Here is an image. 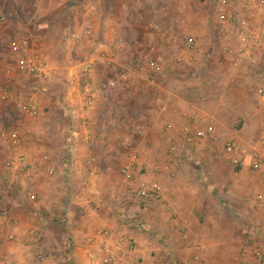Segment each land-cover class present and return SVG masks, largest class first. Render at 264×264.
<instances>
[{"label":"rangeland","instance_id":"obj_1","mask_svg":"<svg viewBox=\"0 0 264 264\" xmlns=\"http://www.w3.org/2000/svg\"><path fill=\"white\" fill-rule=\"evenodd\" d=\"M146 2L136 11L139 23L146 27L127 30L123 22L131 3L128 0L115 2L112 12L102 0H0V220L5 225L22 216L27 218L30 213H47L46 207L35 204L47 201V186L54 180L66 185L71 193L68 200L78 201L71 210L73 214L103 221L95 234L108 229L112 249L124 244L127 251H134L136 243L123 231L144 233L146 217L159 213L157 205L162 204V198L143 201L137 189L142 182L154 183L143 178L138 160L146 148L157 147L155 138L161 134L159 117L152 119L144 114L155 103L150 87L171 80L166 77L162 57L168 53L173 66L180 50L195 58L197 39L201 37L206 44L212 29L217 31V38L223 32L237 42L241 23L246 22L253 34H259L264 29V0H215L211 4L208 0H184L182 28L168 31V36L182 44L181 49L160 47L158 41L164 33L159 29L160 10ZM91 6L95 10H90ZM169 7L173 8L172 3ZM101 23H106L107 29ZM85 31L89 34L83 35ZM21 34L36 41L35 53L43 54L52 69L50 79L37 80L16 71L11 46ZM73 34L81 38L75 39ZM188 40L194 42L192 49L186 48ZM117 42L123 44L120 49L116 48ZM150 43L156 45L152 49L158 55L151 57L154 67L151 62L147 69L143 61L134 64L135 58L147 53ZM186 54L177 70L180 76L196 68ZM180 79L189 82L192 77ZM110 82L115 83L112 89L106 88ZM133 88L141 89L142 95L132 93ZM26 104L35 105L39 114L34 118L25 115L22 107ZM258 141L237 143L223 139L209 141L205 148L225 156V145L235 142L251 154L259 149L254 148ZM17 151L24 156L26 166L13 172L10 159ZM76 152H82V158L73 159ZM168 152H172L171 146ZM133 155L135 162L131 160ZM225 162L233 167L226 158ZM129 165H133V178L123 183L122 178H126L122 170ZM64 166L68 169L59 171ZM167 209L169 214L171 208ZM169 215L173 217L174 213ZM6 229L0 225V264L9 262L4 240L17 243L16 236L9 238L11 233ZM248 242L253 251L260 249L254 241ZM94 249L93 257L102 264L99 259L106 258L105 248L94 244ZM53 256L42 252L35 258L43 261ZM253 257L260 262L254 254ZM166 264H175L171 255Z\"/></svg>","mask_w":264,"mask_h":264},{"label":"crops","instance_id":"obj_2","mask_svg":"<svg viewBox=\"0 0 264 264\" xmlns=\"http://www.w3.org/2000/svg\"><path fill=\"white\" fill-rule=\"evenodd\" d=\"M102 1L112 12L114 3L120 0ZM128 1L133 3H128L125 11L126 21H122L125 29L142 25L136 11L147 1L160 10L159 29L164 32L158 41L160 47L181 49L182 44L168 36V31L177 32L182 28L186 12L184 0ZM214 1L208 0L210 4ZM169 3L173 8H168ZM101 25L104 29L108 27L106 23ZM213 30L206 44L201 37L197 39L195 58L181 50L175 55L176 66L168 53L160 58L165 62L169 83H160L155 88L148 83L154 91L155 103L152 108L148 106L144 115L152 119L159 117L161 134L155 138L157 147L151 145L153 148L142 152L138 166L144 171L145 180L161 186L162 204L157 205L158 214L152 212L146 217L144 233L123 231L137 247L130 252L123 248L124 244H117L113 248L115 264H166L168 255L174 258L175 264H260L254 259L248 241H254L264 254L262 177L248 167H240L237 172L226 164L220 152L205 147L209 141L225 139L245 143L257 139L254 148H260V141H264V94L259 95L260 90L264 91V46L248 45L243 50L236 40L223 32L217 38V31ZM115 45L117 49L123 46L122 42ZM155 47L150 43L147 53L132 62L143 61L147 69L149 62L153 64L151 57L158 56L152 49ZM185 54L196 68L180 76L177 70L186 60ZM178 76L192 79L188 82ZM132 93L142 95V90L133 88ZM185 128L193 136L206 133L208 128L212 131L204 139L187 144L182 139ZM170 146L172 152H168ZM82 154L76 152L72 158H82ZM104 156L111 157L108 153ZM184 163L191 167L182 166ZM64 169L68 168L64 166L59 171ZM122 179L124 183L126 179ZM46 192L47 201L35 206L46 207L47 213H30L27 218L22 216L8 225L0 220V225L7 228L4 231H10L17 240L14 244L4 240L8 264H97L93 257L96 249L94 244L89 245V240L103 221L73 214L71 210L78 201L68 200L71 193L62 182L54 180ZM257 195L261 196L262 205L256 201ZM168 206L175 216L167 213ZM42 252L54 256L38 261L35 256Z\"/></svg>","mask_w":264,"mask_h":264},{"label":"built area","instance_id":"obj_3","mask_svg":"<svg viewBox=\"0 0 264 264\" xmlns=\"http://www.w3.org/2000/svg\"><path fill=\"white\" fill-rule=\"evenodd\" d=\"M91 10H94L92 7ZM89 32L85 31L83 35H88ZM75 39H80L81 36L78 34H73ZM237 42L242 46L243 50L246 46L251 45L255 47L264 46V29L260 31L259 34H253L250 30V27L246 22H242L240 26V32L238 33ZM35 43L36 41L30 37L24 35H18L14 42L12 43V53L15 60V69L17 72L24 74L26 76L35 78L37 80H48L52 76V69L50 68L47 60L43 54L35 53ZM194 46L193 40H188L186 42V48L192 49ZM244 54V52H242ZM152 68L154 64L150 65ZM115 87L114 82L108 83V89ZM87 93H90L87 90ZM259 94L262 95L263 91L260 90ZM22 112L29 117H36L39 114L37 107L33 104H26L22 107ZM212 131L211 128L207 129L206 133H201L196 136L191 134L189 128H185L182 132V139L187 144H193L196 140L204 139L206 134H209ZM259 149H254L253 152L247 153L245 150H242L235 142H228L225 145L224 154L227 162L231 164L234 168L238 167H248L251 170L257 172L262 177V184L264 187V143H262ZM132 162L135 159L133 155L131 157ZM25 158L23 155L18 154L10 159V167L13 172H19L25 168ZM133 165H129L123 168L122 173L126 178L128 183L131 182L133 178ZM138 195L139 198L143 201H158L162 198L163 191L161 186L158 183H147L142 182L138 186ZM35 199V197H32ZM256 201L262 205V198L260 195L256 196ZM9 238H13V235H10ZM112 239V234L108 229L101 230L95 237L89 240V245L98 244L105 248V253L107 254L106 258L99 259V263L102 264H114L116 260L115 253L110 247V240ZM253 254L256 259L260 260L264 264V254L260 249L256 248L253 251Z\"/></svg>","mask_w":264,"mask_h":264},{"label":"trees","instance_id":"obj_4","mask_svg":"<svg viewBox=\"0 0 264 264\" xmlns=\"http://www.w3.org/2000/svg\"><path fill=\"white\" fill-rule=\"evenodd\" d=\"M236 170H237V172H239V170H240V167L236 168Z\"/></svg>","mask_w":264,"mask_h":264}]
</instances>
